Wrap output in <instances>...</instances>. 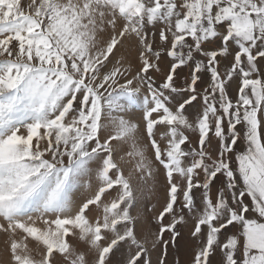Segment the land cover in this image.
I'll list each match as a JSON object with an SVG mask.
<instances>
[{
  "label": "snow or ice",
  "instance_id": "1",
  "mask_svg": "<svg viewBox=\"0 0 264 264\" xmlns=\"http://www.w3.org/2000/svg\"><path fill=\"white\" fill-rule=\"evenodd\" d=\"M185 229L264 264V0H0L6 264H181Z\"/></svg>",
  "mask_w": 264,
  "mask_h": 264
},
{
  "label": "rangeland",
  "instance_id": "2",
  "mask_svg": "<svg viewBox=\"0 0 264 264\" xmlns=\"http://www.w3.org/2000/svg\"><path fill=\"white\" fill-rule=\"evenodd\" d=\"M122 55L128 56V57H134L135 56V49L134 44L132 43H126L125 48L122 49L119 52H116V57L119 58ZM114 144H117V142H114ZM120 155H123V152L117 151L116 158L119 161ZM163 183V180L161 178V184ZM162 195V193H161ZM148 201V207H152L153 204H155V200L151 198V196L146 197ZM135 215V212L133 213ZM185 240L181 241V247L179 252L173 254V259L178 256L181 264H185V261H187L191 255V249L188 245V233L187 229L184 230ZM6 236L3 233H0V264H6L7 261V254L4 252V242L6 241ZM83 244V242H81ZM153 261H155V255L153 254Z\"/></svg>",
  "mask_w": 264,
  "mask_h": 264
}]
</instances>
